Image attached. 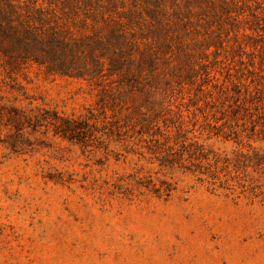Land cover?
<instances>
[{
	"label": "rangeland",
	"instance_id": "374dc122",
	"mask_svg": "<svg viewBox=\"0 0 264 264\" xmlns=\"http://www.w3.org/2000/svg\"><path fill=\"white\" fill-rule=\"evenodd\" d=\"M228 63L214 92L245 71L238 59ZM181 97L185 109L201 110L189 127L201 132L217 190L175 172V189L159 198L129 178L138 159L131 149L107 153L99 134L86 147L0 120V264H264V114L233 120L195 86ZM95 102L85 83L37 66L8 75L0 65V113L76 118Z\"/></svg>",
	"mask_w": 264,
	"mask_h": 264
},
{
	"label": "trees",
	"instance_id": "16d2710c",
	"mask_svg": "<svg viewBox=\"0 0 264 264\" xmlns=\"http://www.w3.org/2000/svg\"><path fill=\"white\" fill-rule=\"evenodd\" d=\"M235 59L245 71L214 92L217 73ZM0 62L8 75L37 66L87 84L96 96L76 118L1 112L5 127H44L86 147L99 134L107 153L133 151L129 178L159 198L175 189V172L198 174L217 190L201 132L189 127L201 110L185 109L181 94L198 87L199 97L233 120L264 114V0H0Z\"/></svg>",
	"mask_w": 264,
	"mask_h": 264
}]
</instances>
